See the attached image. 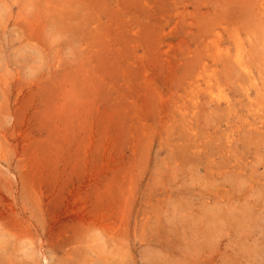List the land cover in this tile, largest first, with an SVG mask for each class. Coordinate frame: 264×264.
Segmentation results:
<instances>
[{
  "label": "rangeland",
  "instance_id": "1",
  "mask_svg": "<svg viewBox=\"0 0 264 264\" xmlns=\"http://www.w3.org/2000/svg\"><path fill=\"white\" fill-rule=\"evenodd\" d=\"M0 264H264V0H0Z\"/></svg>",
  "mask_w": 264,
  "mask_h": 264
}]
</instances>
